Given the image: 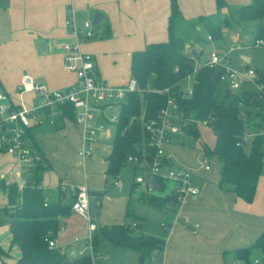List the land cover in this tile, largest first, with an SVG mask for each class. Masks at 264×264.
<instances>
[{"label": "crops", "instance_id": "0c3cea01", "mask_svg": "<svg viewBox=\"0 0 264 264\" xmlns=\"http://www.w3.org/2000/svg\"><path fill=\"white\" fill-rule=\"evenodd\" d=\"M224 1L231 6L249 2V0ZM177 4L181 18L176 20L175 26L184 21L185 26L198 29L202 26L200 23L197 24L198 17L216 11L215 0H177ZM6 5H8L7 8H5V5H0L1 37L3 32L7 36L14 35L28 24L36 25L39 28L37 32L40 33L39 37L36 38L38 44L34 43L33 38L30 40L31 47L29 48L38 55L42 52H50V46L54 49L52 52H56V54L51 55L56 56L55 61L57 64L45 60L42 67H36V70L33 69L27 73L35 81L44 83L49 89L63 88L74 84L76 81L75 74L63 67L62 54L58 52L61 50L57 46L60 41L68 40L64 20L69 7L74 8L79 20L89 19L87 17L97 11L103 14V19L100 21L103 22V33H100L104 38H101L100 35L97 36L98 31L96 30L95 36L83 42L81 47L92 54L100 77L110 84H122L131 78L129 65L133 50L142 49L147 43L166 39L164 36L169 14V0H14L13 3L8 0ZM222 13H227L226 7L221 8ZM90 20L92 21V19ZM232 36L235 38V35ZM26 38L29 40L31 36ZM189 41L191 42V40H188V43ZM192 41H195L194 38ZM199 46L201 47V45ZM194 47L197 59L201 61L206 59L201 58V52L196 50V46ZM106 51H109L110 55L106 54ZM125 55L127 60L125 67L121 70L122 63H119V61ZM104 56H108L113 61L108 63L110 68L114 70L113 72L102 69L100 62ZM42 57L47 56L44 54ZM242 57L246 58V56ZM245 61L248 62L249 57ZM0 76L5 90L12 94L19 79L11 83L6 74L1 72ZM3 78L5 79L3 80ZM112 105L116 104L104 107L103 111L112 108ZM61 121L63 126L59 129H53L50 125L32 128L28 140V146L35 150L34 144H37L51 164L49 169L42 172L41 179L42 190L47 201H53L57 198V187L62 184L65 186L86 185L89 193L92 190H100L106 187L107 192L100 200L99 215L95 216L96 224L98 227H102L120 223L125 219L126 212L139 216L141 231L164 239L162 250L153 249L150 252V264L250 263V261L244 263L237 260L233 250L252 245L259 234L264 231V166L258 177L253 199L247 202L237 197L231 190L218 185L220 163L215 155L208 156L209 162L210 158L215 161L210 162L208 169L204 168L200 162V157L203 154L200 147L201 143L204 142L211 147L214 143L213 131L211 144L207 143L201 136V140L200 138L195 139L197 145L193 149L179 146L174 141L164 144L163 149L168 158V163L190 172L192 180L199 187V191L196 195L183 196L172 207L165 206L162 210L153 207L158 222L157 226H150L148 223L144 224L148 217H145L143 211L139 208L135 206L131 209L132 211H129L131 194L119 193L124 181L122 167L119 174L112 181L118 194L110 192L106 185V158L110 153L114 132L112 139L109 140L107 136L109 130L104 124V130L99 132L98 138L91 144V154L82 157L78 154V150L82 146L80 128L66 118L61 119ZM8 157L11 158L13 168H16L12 171L17 177H7L2 174L0 182H15L18 187V183L23 179L24 166L11 154L0 151V161L6 160ZM124 163L123 166L127 164L130 167L133 176L141 173L140 167L126 160ZM8 166L11 172V165L8 164ZM133 176L129 184V191L137 187L133 184L135 183ZM115 180L116 184L114 183ZM63 191L65 192L63 198H66L68 192ZM141 193L142 191L137 194L138 201L150 206L139 199ZM49 195H53L54 198L51 199ZM4 196L7 202L5 190ZM91 197L93 198L92 195ZM5 205L7 203L2 205L1 208ZM144 214L146 213L144 212ZM0 217L2 216L0 215ZM2 219L0 218V223ZM58 219L60 225H62L61 232L57 237L59 247L67 260L75 259L77 255H74V252L77 248L83 246V242L82 240L73 241V237H82L86 234L85 221L72 211L59 216ZM162 223H165V228L162 227ZM5 226L8 230V240H11L8 223ZM101 240L105 239L102 235H99L95 249L97 253L99 244L102 243ZM9 245L18 248L19 257V247L11 244V241ZM0 248L3 250V253L0 254V264H16L18 257L15 262L8 263L10 261L9 250L1 246V243ZM103 255H106V258L108 257L104 253L98 254L96 258ZM251 255H253V264H264L263 248L253 246L250 258ZM106 258L102 259L105 260ZM103 261L100 264H103ZM143 263L145 264V261ZM135 264H139V262H135Z\"/></svg>", "mask_w": 264, "mask_h": 264}, {"label": "trees", "instance_id": "16d2710c", "mask_svg": "<svg viewBox=\"0 0 264 264\" xmlns=\"http://www.w3.org/2000/svg\"><path fill=\"white\" fill-rule=\"evenodd\" d=\"M215 7L214 13L200 15L197 19V24L200 23L204 27L211 39L221 37L227 29L235 25H249L253 31V43L256 39L264 40V0H249L248 3L237 6L227 5L224 0H215ZM223 7L227 8V16L221 14ZM178 18H181V13L177 0H169L166 39L147 43L142 49L131 52L130 77L142 91L129 93L126 100L119 105L110 153L106 158V178L113 179L119 174L128 155L150 159L153 148L146 144L147 135L141 129L138 117L143 113L144 119L151 118L163 106L165 94L152 89L173 85V95L185 116L207 120L214 133L213 145L210 147L202 142L200 147L206 155H215L220 163L218 185L250 202L264 166V134L259 133L264 130V97L263 100L258 99L252 90L243 92L242 109L237 105L241 96L224 91L219 98L221 71L213 78L211 74L215 68L204 65L198 67L195 72L196 82L192 85L191 92L180 94L176 83L192 72L194 63L184 51V39L175 33V22ZM255 71L259 81L264 84V65L256 67ZM63 116L73 122V108L65 107ZM62 126L59 118L51 127L59 129ZM182 130L194 139L199 136V130L194 123L185 124ZM246 131L256 133L248 141H244L242 136ZM34 147L39 158L35 159L30 173L24 174V187L19 190L15 182H0L7 195V205L2 207L5 216L2 221L8 223L11 244L20 249L16 264H92L88 255L67 260L58 249L49 248L44 240L49 231L58 230V217L70 212L76 192H68L66 198H63L65 192L57 187V198L44 204L45 196L39 184L42 172L49 169L51 164L39 146L34 144ZM163 188L164 183H160L159 190ZM106 192V187L90 191L95 201L94 216L99 215L100 200ZM139 199L159 210L177 204L172 194L142 192ZM134 229L139 232L133 233ZM99 235L114 246L140 252L144 258L153 249L160 251L164 246L162 237L141 231L140 217L128 212L122 222L110 227H98L93 232L94 249ZM253 246L264 249V231L252 245L233 250L235 258L248 263ZM2 253L0 248V254Z\"/></svg>", "mask_w": 264, "mask_h": 264}, {"label": "built area", "instance_id": "2783aa9c", "mask_svg": "<svg viewBox=\"0 0 264 264\" xmlns=\"http://www.w3.org/2000/svg\"><path fill=\"white\" fill-rule=\"evenodd\" d=\"M64 23L68 40L60 41L57 46L62 51L63 67L75 74L76 81L74 84L59 89H49L44 83L37 82L31 75L24 73L15 86L14 95H12L5 90L0 80V151L11 154L22 164L25 175L30 173V168L33 166L35 159L39 158L38 154L28 146L32 128L43 125L52 126L57 119H65L63 110L65 107L70 106L74 110L73 122L80 128L81 133L82 146L78 150V154L82 157L88 156L91 154V144L96 141L99 132L104 130L105 126L103 122L95 121V116L103 117L104 107L111 104L120 105L126 100L129 93L133 91L140 93L142 91L133 78L122 84H110L100 77L92 54L81 47L83 42L95 36V25L90 19L79 20L74 8L69 7ZM207 38L211 39L210 35H207ZM253 45L264 47V40L256 39ZM236 47H239L238 44ZM194 48L191 44V46H186L184 49L193 60L194 67L191 73H188L176 83L180 94L191 92L192 85L196 82L195 72L198 67L204 65L217 69L218 74L221 71L219 87L223 91L241 96L237 101L240 109L244 107L242 94L247 90H252L256 93L258 99L263 100L264 84L259 81L255 68L249 65L239 67L230 65L228 52L234 49L233 45L225 52L214 49L208 50L206 59L202 61L191 53ZM189 78L191 79L190 85L183 83ZM184 85L186 89L183 88ZM248 85L251 88H248ZM172 88L173 85L152 89L165 94L164 104L157 110L155 116L144 119L143 113H141L138 117L141 129L147 135L146 144L153 148L150 159L144 156L139 159L137 156L128 155L126 161L140 167L141 170H145L144 173L133 176V181L142 185L143 192L145 190L144 193L151 194L155 190H159L160 183H164L165 187L166 182L170 180L172 187L169 194L174 195L176 201L179 202L185 195H196L199 187L192 180L190 172L168 163L163 145L173 142L175 135L179 131L183 132V126L189 122H196L197 127L198 124L209 125L207 120L186 117L173 95ZM29 93H31V96L27 104L24 95ZM106 119L115 126L118 112L112 113ZM254 133L256 132L246 131L242 136V140L248 141ZM259 133L264 134V130ZM200 162L204 168L208 169L210 167L208 155L204 152L200 157ZM153 182L157 185V189L153 187ZM114 183H117L116 180ZM24 185L25 177L23 175V179L18 183V189L21 190ZM39 187L42 189L41 183ZM59 187L66 192H76L70 211L81 216L86 224V234L82 237H73V241L82 240L83 242V246L77 248L74 255H77V257L88 255L91 263L95 264L94 261L98 257V253L93 246L92 234L98 229V225L89 206V201L93 198L86 185L65 186L62 184ZM47 202L45 198L44 204L46 205ZM161 225L163 228L166 227L165 223ZM61 229L62 225H59L57 231H49L44 240L49 248L58 249L62 253L57 242ZM100 257L106 258V255Z\"/></svg>", "mask_w": 264, "mask_h": 264}, {"label": "rangeland", "instance_id": "374dc122", "mask_svg": "<svg viewBox=\"0 0 264 264\" xmlns=\"http://www.w3.org/2000/svg\"><path fill=\"white\" fill-rule=\"evenodd\" d=\"M12 3L14 0H11ZM241 5V4H240ZM8 5H5V8H7ZM9 6H11L9 4ZM228 13V12H227ZM227 13H222L224 16H227ZM94 13H91L87 18L92 19ZM195 21V20H192ZM235 25L231 29H227L226 33L223 34L219 38H213L208 39L207 38V31L204 29L203 26L199 27L198 29H194L193 27H188L184 25V21H181V23L176 24L175 26V33L178 36H181L184 39V49L186 46H196V50L200 51L201 58L207 57L208 50L214 48L216 51L219 52H225L228 50L230 46H234V49L230 50L228 52V55L230 57V65L234 67H239L243 65H249L250 67L254 68H260L264 64V47L263 46H254L253 45V31L251 30L252 27L249 25ZM95 34L96 30L98 31L97 36L100 35L101 38H104L100 32L103 33V22H100L96 24L95 26ZM39 28H37L36 25H26L22 30H19L17 34L14 35H8L2 33V37L0 36V73H4L7 75V77L11 80V83H14L17 79L20 80V75L22 73H28L31 70L35 69L36 67H42V63L46 60L53 64H57L56 56H53L51 54H56V52H52L54 50L52 46H50L49 51L50 52H42L41 54L34 53L29 47H31L30 40L34 38V43L38 44V40L36 38L39 37L40 33ZM235 35V38L234 36ZM11 36V37H10ZM31 36V38L28 40L26 37ZM35 36V37H34ZM167 36V25H166V31L165 36ZM237 36V37H236ZM191 38V39H190ZM194 38L195 41H192ZM25 40H27L25 42ZM188 40H191V42ZM194 42V43H193ZM190 44V45H189ZM238 44L239 47H236ZM201 45V47L199 46ZM59 53L62 51H58ZM46 55L47 57H42L43 55ZM49 54V55H47ZM106 54L110 55L109 51H106ZM242 56L249 57V61L246 62L245 59ZM200 58V59H201ZM127 60V56L125 55L122 60L119 61V63H122L121 70L125 67V63ZM109 62H113L110 60L108 56H104V58L101 60L100 64L102 66V69L108 72H113L114 70L110 68L108 65ZM101 69V70H102ZM1 77V76H0ZM2 79V77H1ZM5 78H3L4 80ZM18 80V82H19ZM191 79H187L183 83L190 85ZM248 88H251L250 85L247 86ZM184 89H186V86H183ZM224 94V91L222 88L218 90V96L219 98ZM14 95V92L12 93ZM31 93L25 94L24 98L26 103H29ZM113 107L110 109H105L103 111V117L102 116H95V121H101L104 124H106V127L109 130L108 133V139L111 140L114 132V124L107 121V117L111 116L112 113H116L119 109V104L112 105ZM106 117V118H105ZM191 118V117H190ZM193 119V118H192ZM107 122V123H105ZM196 125V122H194ZM197 127V126H196ZM200 129V133L198 138L201 136L207 141V143L211 144L213 141L212 136V129L210 126L198 124V130ZM183 131V130H182ZM185 131L177 133L175 135L174 142L175 144L183 147H188L190 149L195 148L194 146L197 145V142H195V139L184 133ZM201 134V135H200ZM29 140V139H28ZM201 140V138H200ZM263 150H264V143H263ZM36 153V152H35ZM37 154V153H36ZM190 155V154H188ZM210 162L213 163L212 158H210ZM11 165V172L9 171V166ZM125 164V163H124ZM9 167V168H8ZM12 170H16V168H13V164L11 162V158H7L6 160L0 161V176L2 174H5L7 177H17L16 174H13ZM141 173H144L145 170H140ZM122 175H123V187L120 194L130 195L131 198L129 201V211H132L131 209L135 206L139 208L141 211H143V215L147 218L146 223L144 224H150V226H157V218L155 217L154 208L151 206H147L145 204H142L138 201L137 194L140 193V191L143 192V188L141 184H135L137 187H134L129 191V184L132 181V172L130 167L126 164L125 166H122ZM113 179L107 177L106 185L108 187V190L110 192H115V194H118V191H115L116 188L112 183ZM172 187V182L168 180L165 184V187L162 190H155L152 193L165 195L169 194ZM111 188V189H110ZM145 192V190H144ZM51 199H53V195H49ZM6 197L4 196V190L0 186V208L2 205L6 204ZM144 212L146 214H144ZM131 214V213H130ZM0 215L4 218V213L2 212V208L0 209ZM7 222L2 221L0 223V237H1V246L9 250V260L8 263L15 262V259L18 257V248L9 245L10 240H8L6 229ZM139 231L134 229L133 233H138ZM102 243L99 244V251L98 254H104L106 253L108 257L104 260L102 257L95 259V264H100L103 260V264H135V262H139V257L142 255L138 251L114 246L110 242H108L106 239L101 240ZM10 246V249H9ZM150 260V253L146 255L144 261L145 264L149 263ZM253 264V255H251L250 263Z\"/></svg>", "mask_w": 264, "mask_h": 264}, {"label": "water", "instance_id": "95a60500", "mask_svg": "<svg viewBox=\"0 0 264 264\" xmlns=\"http://www.w3.org/2000/svg\"><path fill=\"white\" fill-rule=\"evenodd\" d=\"M7 2H8V0H0V5H6ZM102 19H103V14H102L101 12L97 11V12L94 13V15H93V17H92V23H93L94 25H96V24H98ZM191 53L195 56V53H196V52H195V50L193 49ZM245 60H247V57L245 58ZM217 74H218V70L215 69V70L212 72L211 76H212L213 78H215ZM255 101H256V100H253L252 103H254ZM180 123H181V122H180ZM141 166H142V164H141ZM153 187H154L155 189H157V185L155 184V182H153ZM89 206H90V209H91L92 213H95V202H94L93 199H91V200L89 201ZM143 261H144V256L141 255V256L139 257V264H142Z\"/></svg>", "mask_w": 264, "mask_h": 264}]
</instances>
